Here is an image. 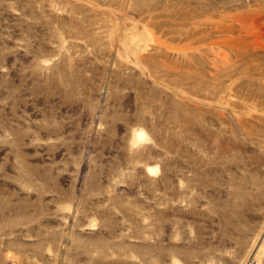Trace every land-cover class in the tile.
<instances>
[{"label":"rangeland","instance_id":"obj_1","mask_svg":"<svg viewBox=\"0 0 264 264\" xmlns=\"http://www.w3.org/2000/svg\"><path fill=\"white\" fill-rule=\"evenodd\" d=\"M0 264H264V0H0Z\"/></svg>","mask_w":264,"mask_h":264},{"label":"bare ground","instance_id":"obj_2","mask_svg":"<svg viewBox=\"0 0 264 264\" xmlns=\"http://www.w3.org/2000/svg\"><path fill=\"white\" fill-rule=\"evenodd\" d=\"M141 136H142V135H141ZM148 169H149L150 171H154V172H156V171H158L159 168H158V166L155 165V166H149Z\"/></svg>","mask_w":264,"mask_h":264}]
</instances>
